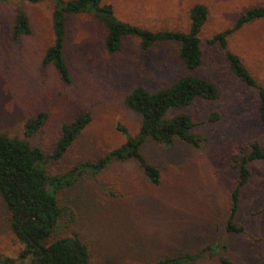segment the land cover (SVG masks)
Segmentation results:
<instances>
[{
	"label": "rangeland",
	"instance_id": "1",
	"mask_svg": "<svg viewBox=\"0 0 264 264\" xmlns=\"http://www.w3.org/2000/svg\"><path fill=\"white\" fill-rule=\"evenodd\" d=\"M114 17L151 31H185L188 9L207 8L208 19L199 40L201 65L188 71L177 56V45L155 44L142 51L136 38H123L120 51L107 54L104 29L89 15L67 16L63 56L70 83L59 81L51 66L40 61L52 44V4L0 0V134L23 141L25 120L42 112L44 124L28 143L49 154L61 124L88 113L90 122L57 161L44 164L47 177L94 162L119 148L126 134L138 133L140 118L127 110L123 98L135 87L154 93L182 76L212 81L214 102L193 101L171 109L166 118L184 113L203 141L198 147L179 142L158 146L146 141L141 152L159 171L158 185H150L133 161L112 162L103 171L87 169L76 181L55 193L60 208H68L50 240L76 232L89 253L88 264H153L166 256L208 247L206 256L220 253L237 264H264V161L250 166L251 177L241 190L235 222L257 239L224 235L229 190L235 178L231 161L249 142L264 145V122L255 108V93L234 79L222 52L206 44L213 34L231 26L237 16L264 0H103ZM16 12L27 16L29 34L11 38ZM227 48L237 55L264 88V20L234 32ZM210 114L217 119L209 121ZM52 190H49L51 194ZM64 223V224H63ZM66 224V225H65ZM261 239V240H259ZM22 248L7 228L0 202V258L10 264ZM0 264H2L0 262ZM195 264H215L203 258Z\"/></svg>",
	"mask_w": 264,
	"mask_h": 264
},
{
	"label": "trees",
	"instance_id": "2",
	"mask_svg": "<svg viewBox=\"0 0 264 264\" xmlns=\"http://www.w3.org/2000/svg\"><path fill=\"white\" fill-rule=\"evenodd\" d=\"M43 1L52 4L50 25L53 39L40 64L41 67L51 66L63 84L70 83L63 56L65 19L67 16L80 14L91 16L102 26V46L107 54L118 53L123 38H136L142 51L159 43L177 45L178 59L188 71H194L201 65L199 33L208 19V11L204 5L194 4L188 9V25L185 31L158 32L117 20L112 6L103 3V0H22L29 4ZM261 20H264V4L251 6L237 16L230 27L207 39L206 44L219 48L234 79L254 91L256 112L259 120L264 122V88L250 75L240 58L227 48V41L234 32ZM29 32L27 16L16 12L11 26V38L16 40ZM217 99L216 84L196 76H182L154 93L135 87L123 98V105L140 118L137 135L131 137L124 129H120L124 143L119 148L106 152L92 163L78 164L68 172L53 177L46 176L44 164L57 161L64 155L90 122L88 113L74 118L70 123L61 124L59 135L49 154H44L42 150L28 143L44 124L45 113L39 112L25 120L22 128L23 141L0 134V202L6 213L7 228L22 246L16 260L29 258L28 264H88L87 247L76 232L50 240L63 217H68L69 222L72 221L70 210L59 207L55 193L71 185L83 171L89 169L99 173L112 162L133 161L150 185H158L159 171L143 156L142 145L151 141L158 146H170L179 142L198 147L203 138L192 131L195 124L190 116L180 113L166 118V114L171 109L187 107L195 100L214 102ZM216 119L215 114H210L209 121ZM261 161H264V145L256 141L249 142L246 150L239 152V156L231 161V167L236 172L229 190L228 211L222 227L224 235L245 234L257 239L240 223L235 222L234 218L238 211L241 190L251 177L250 166ZM49 190H52L51 194ZM220 248V253L206 256L209 248L201 246L196 250L160 257L153 264H195L203 258L212 260L215 264H237L223 254V245ZM13 261L15 260L0 258L2 264Z\"/></svg>",
	"mask_w": 264,
	"mask_h": 264
}]
</instances>
